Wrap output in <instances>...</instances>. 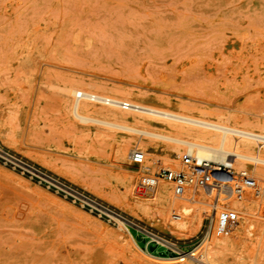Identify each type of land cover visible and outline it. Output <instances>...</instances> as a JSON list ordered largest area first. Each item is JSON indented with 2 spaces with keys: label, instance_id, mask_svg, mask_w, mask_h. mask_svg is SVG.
<instances>
[{
  "label": "rangeland",
  "instance_id": "1",
  "mask_svg": "<svg viewBox=\"0 0 264 264\" xmlns=\"http://www.w3.org/2000/svg\"><path fill=\"white\" fill-rule=\"evenodd\" d=\"M73 83L120 88L152 106L232 114L258 130L264 0H0V264H185L177 258L191 253L205 264L199 246L211 208L192 236L142 211L111 147L63 110L59 89ZM183 155L138 183L182 170ZM229 168L254 178L259 209L250 235L240 223L219 234L239 232L218 262L264 264V179L251 165ZM177 213L170 209L173 222Z\"/></svg>",
  "mask_w": 264,
  "mask_h": 264
},
{
  "label": "bare ground",
  "instance_id": "2",
  "mask_svg": "<svg viewBox=\"0 0 264 264\" xmlns=\"http://www.w3.org/2000/svg\"><path fill=\"white\" fill-rule=\"evenodd\" d=\"M36 80L33 84H36ZM47 85L44 76L41 77L39 92ZM59 90L63 110L72 123L84 131H88L85 125L92 124L93 134L90 136L97 145L108 144L111 147L119 175L125 181L128 192L136 197L135 201L141 210L173 233L194 235L202 222L204 207L211 208L214 204L216 191L204 192L193 184L182 197L176 198L170 182H157L150 188L152 194L146 195L144 190L137 188L139 176L151 173L159 162L176 165L183 152L184 155L213 165L239 168L251 165L258 176L264 179V124L256 126L258 130H255L238 116L228 113H194L184 105H148L137 100L131 92L116 87L73 83ZM160 147L163 157L157 155ZM136 152L144 156L140 164L132 163ZM233 171L235 174H249L247 171ZM255 185L253 193H243L240 197L233 196L230 199L225 195L228 189L224 188L219 198L226 201L220 202V206L231 207L239 212V232L245 235H250L249 229L255 227L250 219L257 216L259 209L257 196L260 188L256 181ZM212 197L213 202L210 204ZM172 208L178 211L176 222L169 217ZM260 229L264 231V226ZM219 234L216 229L208 231L199 246L205 264H219L218 260L225 251L238 244L235 240L237 234ZM194 255L186 254L187 257L181 256L176 262L194 264Z\"/></svg>",
  "mask_w": 264,
  "mask_h": 264
},
{
  "label": "built area",
  "instance_id": "3",
  "mask_svg": "<svg viewBox=\"0 0 264 264\" xmlns=\"http://www.w3.org/2000/svg\"><path fill=\"white\" fill-rule=\"evenodd\" d=\"M128 107V105H125ZM144 156L140 152L134 154V163H142ZM182 170H163L154 177H142L140 186L153 188L160 179L173 183L174 196L182 197L188 187L193 184L204 192L216 191L214 204L211 206L210 224L208 231L216 229L217 233L225 234L235 230L239 224L240 214L236 209L220 206L219 198L224 188L228 189L225 195L230 199L233 196L240 197L244 191L255 189V180L249 174H235L232 168L226 165H213L206 161H198L189 155L181 159ZM223 192V193H222ZM207 231V232H208Z\"/></svg>",
  "mask_w": 264,
  "mask_h": 264
}]
</instances>
